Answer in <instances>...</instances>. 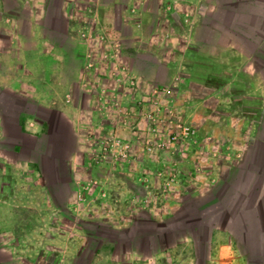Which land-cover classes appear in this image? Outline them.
Returning <instances> with one entry per match:
<instances>
[{"label": "crops", "instance_id": "obj_1", "mask_svg": "<svg viewBox=\"0 0 264 264\" xmlns=\"http://www.w3.org/2000/svg\"><path fill=\"white\" fill-rule=\"evenodd\" d=\"M60 3L53 22L49 0H0V102L16 95L61 112L76 148L59 155L73 165L65 206L78 216L114 229L192 224L169 245L107 263L264 264V0ZM174 83L178 115L208 137L196 152L149 153L136 109ZM17 115L26 132L51 127L35 109ZM52 138L62 151L63 133Z\"/></svg>", "mask_w": 264, "mask_h": 264}, {"label": "rangeland", "instance_id": "obj_2", "mask_svg": "<svg viewBox=\"0 0 264 264\" xmlns=\"http://www.w3.org/2000/svg\"><path fill=\"white\" fill-rule=\"evenodd\" d=\"M60 5L53 8L51 16L54 22L62 21ZM62 36L59 33L54 35L55 39ZM2 97L0 104L3 106L0 109L4 117V133L0 138V264H108L106 254L112 253L121 259L128 250L144 248L143 240H137L132 233H128L133 224H119L124 229H114L109 225L98 227L100 223L88 216H78L65 206L69 199L73 165L59 155L66 153L64 149L72 155L76 148L74 133L66 125L63 115L51 116V108L46 106H37L36 110L27 98L6 94ZM167 99L169 101L170 97ZM34 109L38 119L50 118L51 127L46 129V133L26 132L17 124L19 111L30 112ZM88 113L86 111L85 115ZM60 131L66 141L61 147L62 151L60 146L50 142ZM49 180L52 182L50 187ZM139 214L143 217L147 215L143 208L139 209ZM93 217L104 219L96 215ZM75 228L81 229L77 232ZM163 232L166 236L170 234L168 228ZM87 233L103 235L107 241L88 236ZM176 235L173 240L159 238L158 241L161 246H166L176 239ZM75 236H78L77 239ZM117 236L120 238L117 245L108 242ZM75 247L78 252L71 256L69 252ZM100 252L105 254L104 259Z\"/></svg>", "mask_w": 264, "mask_h": 264}, {"label": "built area", "instance_id": "obj_3", "mask_svg": "<svg viewBox=\"0 0 264 264\" xmlns=\"http://www.w3.org/2000/svg\"><path fill=\"white\" fill-rule=\"evenodd\" d=\"M173 88H176L175 83L173 87L171 85L156 87L151 99L145 101L148 106H143L142 110L136 109L139 117L145 121L146 126L144 125L143 130L150 131L148 134H142L145 148L149 153L160 152L171 155L182 152L183 146L186 145H191L196 152L197 148L200 149L201 140L204 141L208 137V135L200 136L199 129L193 123L182 118L181 114L178 115L175 98L170 95ZM168 97H170L169 101H162L163 98ZM128 143L123 144L122 154L124 155L129 154L130 143ZM105 148L98 154L94 152L95 156L107 157Z\"/></svg>", "mask_w": 264, "mask_h": 264}, {"label": "trees", "instance_id": "obj_4", "mask_svg": "<svg viewBox=\"0 0 264 264\" xmlns=\"http://www.w3.org/2000/svg\"><path fill=\"white\" fill-rule=\"evenodd\" d=\"M60 2H61V0H49V5L51 7V10L55 7H58ZM48 21L50 24L52 23V22H50V17L48 18ZM35 109L37 110V106H35ZM0 111L2 113L1 109H0ZM59 114H61L60 111L51 109V112H50L51 116L53 115L54 117H57V115H59ZM45 119L50 120V118H45ZM50 142L52 143V141H50ZM61 158L64 159L63 157H61ZM44 174H45V176L47 175V177H48V173L46 171L44 172ZM51 184H52V182L49 180V182H48L49 187L51 186ZM189 225H192V224L186 223V222H177V220H175L174 218H168L166 221H164L161 224L160 223H158V224L149 223V224H141V225L134 224V226L130 230H128V233L129 234L132 233L133 238H136L137 240L138 239L143 240L144 241V245H143L144 248H141V250H143L145 252H150V251H153L154 249H156L157 247H161V244L158 241L159 238H165V239H172L173 240L175 237V234L177 233L178 230L179 231L187 230ZM97 226L100 227L102 225L97 224ZM203 227L205 229L203 231L204 236H202L199 239L202 241V244H203L202 250L204 252V248H205L206 242H207V235H208L207 233H208L209 224H203ZM167 228H168V230H170V234L168 236H166L164 234L165 232H163V230L167 229ZM114 239H117V240H115L116 242H120V238L118 236L114 237Z\"/></svg>", "mask_w": 264, "mask_h": 264}]
</instances>
